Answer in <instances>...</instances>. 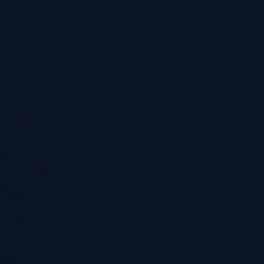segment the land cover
I'll use <instances>...</instances> for the list:
<instances>
[{
  "label": "water",
  "instance_id": "water-1",
  "mask_svg": "<svg viewBox=\"0 0 264 264\" xmlns=\"http://www.w3.org/2000/svg\"><path fill=\"white\" fill-rule=\"evenodd\" d=\"M0 264H264V0H0Z\"/></svg>",
  "mask_w": 264,
  "mask_h": 264
}]
</instances>
